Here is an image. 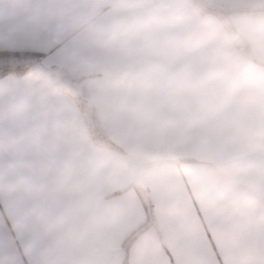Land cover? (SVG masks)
<instances>
[{"label":"crops","instance_id":"obj_1","mask_svg":"<svg viewBox=\"0 0 264 264\" xmlns=\"http://www.w3.org/2000/svg\"><path fill=\"white\" fill-rule=\"evenodd\" d=\"M7 50L0 264H264V0H0Z\"/></svg>","mask_w":264,"mask_h":264},{"label":"trees","instance_id":"obj_2","mask_svg":"<svg viewBox=\"0 0 264 264\" xmlns=\"http://www.w3.org/2000/svg\"><path fill=\"white\" fill-rule=\"evenodd\" d=\"M0 55L6 58H35L38 61L44 54L40 52H32V51H9L7 50V51H0ZM35 64L36 62L35 63L29 62L26 65H23L21 67L20 66L19 67H9V66L2 67L0 68V77L10 72L13 73L16 77H20L21 75L32 70L35 67ZM138 227L135 228V230L138 229ZM135 230H133V232H131L128 236H126L124 240L126 241L130 239V237L132 236Z\"/></svg>","mask_w":264,"mask_h":264},{"label":"rangeland","instance_id":"obj_3","mask_svg":"<svg viewBox=\"0 0 264 264\" xmlns=\"http://www.w3.org/2000/svg\"><path fill=\"white\" fill-rule=\"evenodd\" d=\"M35 63L37 62V59L35 58H6L4 56L0 55V68L2 67H21L23 65H26L27 63ZM57 81L59 85L62 87H67L68 90L71 91H77L79 87V81L78 80H71L65 77V74L62 72H57Z\"/></svg>","mask_w":264,"mask_h":264}]
</instances>
